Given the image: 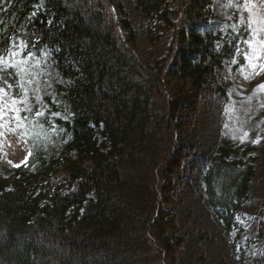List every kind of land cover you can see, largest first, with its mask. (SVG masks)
Instances as JSON below:
<instances>
[{"label":"trees","instance_id":"1","mask_svg":"<svg viewBox=\"0 0 264 264\" xmlns=\"http://www.w3.org/2000/svg\"><path fill=\"white\" fill-rule=\"evenodd\" d=\"M116 1L0 0L6 84L21 96L14 55L30 52L46 53L70 81L60 88L69 119L56 120L57 128L50 114L42 119L64 141L58 156L48 155L40 134L9 176L0 156V264H177L185 239L167 207L185 158L176 136L188 125L178 117L196 110L215 67L241 55L243 28L214 33L213 0H183L178 22L168 9L174 0H134L156 30L173 32L166 55L145 64L129 47L136 32L113 13ZM240 151L223 139L204 176L207 200L228 233L255 175L252 164L230 159Z\"/></svg>","mask_w":264,"mask_h":264},{"label":"rangeland","instance_id":"2","mask_svg":"<svg viewBox=\"0 0 264 264\" xmlns=\"http://www.w3.org/2000/svg\"><path fill=\"white\" fill-rule=\"evenodd\" d=\"M184 8L183 0L169 3L173 22L182 18ZM112 10L136 32L135 44L130 42L129 47L141 61L152 65L166 55L172 29L156 30V21L145 19L134 0L116 1ZM210 13L214 33H225L231 25L243 28V50L215 67L196 110L179 114V120L188 125L176 136L185 158L167 210L185 239L177 264H253L264 256V0H213ZM120 32L127 40V32ZM216 48L221 49L220 41ZM15 60L21 96L6 84L0 68V156L6 176L10 175L7 169L24 161L28 140L36 134L46 139L48 155L58 156L64 141L56 130L45 131L42 119L50 114L48 123L57 128L56 120L67 121L70 116L65 92L60 91L70 81L58 75L50 57L30 52L15 54ZM167 93L174 96V84L167 87ZM34 105L38 112L32 115ZM223 139L241 149L231 160H243L255 169L247 200L230 233L210 206L204 183ZM248 146L254 149L244 154ZM55 183L52 179L48 186Z\"/></svg>","mask_w":264,"mask_h":264},{"label":"snow or ice","instance_id":"3","mask_svg":"<svg viewBox=\"0 0 264 264\" xmlns=\"http://www.w3.org/2000/svg\"><path fill=\"white\" fill-rule=\"evenodd\" d=\"M249 43H250V41H249ZM246 58H247V56H246ZM261 87H264V85H262Z\"/></svg>","mask_w":264,"mask_h":264}]
</instances>
